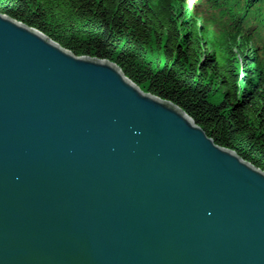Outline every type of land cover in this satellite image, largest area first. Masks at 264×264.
I'll use <instances>...</instances> for the list:
<instances>
[{
    "label": "water",
    "instance_id": "1",
    "mask_svg": "<svg viewBox=\"0 0 264 264\" xmlns=\"http://www.w3.org/2000/svg\"><path fill=\"white\" fill-rule=\"evenodd\" d=\"M0 264H264V170L0 11Z\"/></svg>",
    "mask_w": 264,
    "mask_h": 264
},
{
    "label": "trees",
    "instance_id": "2",
    "mask_svg": "<svg viewBox=\"0 0 264 264\" xmlns=\"http://www.w3.org/2000/svg\"><path fill=\"white\" fill-rule=\"evenodd\" d=\"M0 11L117 63L264 170V0H0Z\"/></svg>",
    "mask_w": 264,
    "mask_h": 264
}]
</instances>
